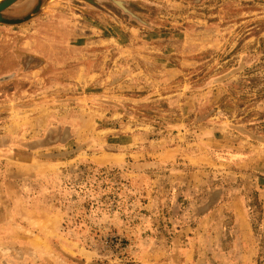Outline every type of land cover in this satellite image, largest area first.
I'll return each instance as SVG.
<instances>
[{
  "label": "rangeland",
  "instance_id": "374dc122",
  "mask_svg": "<svg viewBox=\"0 0 264 264\" xmlns=\"http://www.w3.org/2000/svg\"><path fill=\"white\" fill-rule=\"evenodd\" d=\"M0 264H264V0H17L0 13Z\"/></svg>",
  "mask_w": 264,
  "mask_h": 264
},
{
  "label": "water",
  "instance_id": "95a60500",
  "mask_svg": "<svg viewBox=\"0 0 264 264\" xmlns=\"http://www.w3.org/2000/svg\"><path fill=\"white\" fill-rule=\"evenodd\" d=\"M17 0H0V13L2 11H4L5 9H7L8 7H10L11 5H13ZM51 0H47V2H50ZM42 6H39L36 8V10L26 16L24 19L22 20H16V21H9V20H5V19H1L0 18V23H5V24H21L25 21H28L34 14H36L37 11L41 10Z\"/></svg>",
  "mask_w": 264,
  "mask_h": 264
}]
</instances>
